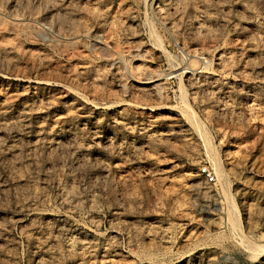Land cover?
Here are the masks:
<instances>
[{
    "label": "rangeland",
    "instance_id": "rangeland-1",
    "mask_svg": "<svg viewBox=\"0 0 264 264\" xmlns=\"http://www.w3.org/2000/svg\"><path fill=\"white\" fill-rule=\"evenodd\" d=\"M0 264H264V0H0Z\"/></svg>",
    "mask_w": 264,
    "mask_h": 264
},
{
    "label": "built area",
    "instance_id": "built-area-1",
    "mask_svg": "<svg viewBox=\"0 0 264 264\" xmlns=\"http://www.w3.org/2000/svg\"><path fill=\"white\" fill-rule=\"evenodd\" d=\"M201 174L206 176L208 182L213 183L215 181V177L213 176V174L211 172H209V170L207 168H203L201 170Z\"/></svg>",
    "mask_w": 264,
    "mask_h": 264
}]
</instances>
